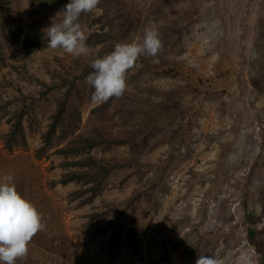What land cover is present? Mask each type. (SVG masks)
<instances>
[{
	"label": "rangeland",
	"instance_id": "374dc122",
	"mask_svg": "<svg viewBox=\"0 0 264 264\" xmlns=\"http://www.w3.org/2000/svg\"><path fill=\"white\" fill-rule=\"evenodd\" d=\"M7 1V18H0L7 98L17 87L37 96L40 83L83 73L91 60L117 43L142 40L149 28L162 48L144 56L171 70L161 76L135 65L124 94L101 105L92 103L85 79L76 80L40 157L41 122L32 123L26 147L7 151L0 139V179L13 175L45 225L16 264H195L210 253L230 264L241 251L264 264V0H100L79 19L88 47L80 56L22 47L25 35L59 22L69 1L45 14L38 0ZM173 88L179 91L169 97ZM60 89L45 112L39 108L46 122ZM173 100L176 107L163 108ZM82 137L97 143L83 147ZM71 146L81 148L55 151ZM81 155L128 167L110 170L91 195L80 181H63L79 170L64 163Z\"/></svg>",
	"mask_w": 264,
	"mask_h": 264
},
{
	"label": "clouds",
	"instance_id": "9594fccd",
	"mask_svg": "<svg viewBox=\"0 0 264 264\" xmlns=\"http://www.w3.org/2000/svg\"><path fill=\"white\" fill-rule=\"evenodd\" d=\"M99 3L100 0H69L62 19L46 28L47 47L73 56L87 53V36L79 19L83 13L96 10ZM161 48L158 31L149 28L142 40L117 43L110 53L93 59L90 64L93 71L85 77L86 84L94 89L92 103L101 105L110 98L121 97L127 88L128 70L141 55L155 57ZM13 181L11 174L0 179V264H16L18 259L25 258L32 238L45 227L42 214L18 192ZM195 264H224V261L210 253L199 255ZM230 264H257L256 254L241 251Z\"/></svg>",
	"mask_w": 264,
	"mask_h": 264
},
{
	"label": "trees",
	"instance_id": "16d2710c",
	"mask_svg": "<svg viewBox=\"0 0 264 264\" xmlns=\"http://www.w3.org/2000/svg\"><path fill=\"white\" fill-rule=\"evenodd\" d=\"M68 1L69 0H38L41 11H43L42 12L43 14L57 11L61 6H63ZM7 3H8L7 0H0V18H2L3 20L7 18L6 16L9 9ZM2 25L4 26V24ZM12 33L14 34V31H12ZM14 37L17 38L16 35ZM22 47L23 48L29 47L31 50L43 49L47 47V37L41 32L34 34H27L24 36ZM2 57L3 56L0 55V61H2L1 60ZM91 61L89 63L88 68L84 70V72L81 74L70 72L71 73L70 78L61 79L58 83H52V82L40 83L41 86L43 87L45 86V87L43 90L36 91V94H39L37 96H35L32 93L31 94L29 93V97H28L27 92L23 91L24 89L17 87L16 90L13 89V95L15 92L19 93V95L18 96L12 95L10 98H7L4 90L6 85L7 87H9L10 84L2 82L4 80L3 77H6V75L0 78V123L2 117L5 116L6 113L9 111V115H7L8 125L5 128H2V124H0V128L2 129L0 132V139L2 141L3 147L7 151L12 150L13 147L28 146L29 135L32 131V123L37 124L41 122L43 123V125L45 124V128L44 130H41L39 132L38 138L40 140V143L35 151L36 157H40L45 152V150L51 145L52 136L55 133V129L57 125L62 120L63 117L62 115L64 113V105L67 101L70 91L73 89V84L75 83L76 80L85 79V77L93 71V69L90 67ZM135 65H140L145 69H150V70L153 69V73L156 75L167 76L169 73H171V70H168V67L163 69H158L157 66L154 64V62H152L144 55H141L139 57ZM4 81L8 82L7 80ZM57 88H61L58 94L59 97L57 99L54 110L48 114V120L46 122V119L44 120L40 116L39 108H41V112H45L46 108H48V106L50 105L49 95H52L51 94L52 92L56 93ZM178 91H179L178 89L173 88L169 91L168 96L173 97ZM24 99L28 101L25 102ZM166 100L168 99L166 98ZM236 100L237 99L235 98V101ZM17 102L19 103V105L21 104L18 107L15 106V103ZM177 103L178 101H174V100L173 102H170V104L168 105L164 102L163 108L164 109L169 107L174 108L177 106ZM160 105H162L161 102L157 101L156 103H154V106H160ZM82 138L85 143L83 144V147H92L97 143V140L95 138H89V137H82ZM80 148H81L80 146H71L68 149L57 148L55 151L57 153L60 152L65 153L68 152L69 150L78 151ZM64 164L76 165L79 167V170L76 172H70L69 176H65L63 181L65 182L70 180L80 181L81 184L84 186L80 188V190H82V192L90 191L92 193L91 195H97V193H99L100 189L102 188L101 184L110 170L114 168L128 167L127 165H123L121 163L102 164L92 155H81L79 158L75 159L74 161L70 163L65 162ZM134 165H136V163ZM137 166L141 167L142 163L138 162ZM94 168H96L98 172H94L93 171ZM244 194L250 197V192L248 190H245ZM93 215L96 214L94 213ZM246 219L248 220V224L246 227V235L247 238L249 239L248 242L254 245L257 239L252 236L253 229L250 225L255 222V218L250 212H248Z\"/></svg>",
	"mask_w": 264,
	"mask_h": 264
},
{
	"label": "bare ground",
	"instance_id": "6f19581e",
	"mask_svg": "<svg viewBox=\"0 0 264 264\" xmlns=\"http://www.w3.org/2000/svg\"><path fill=\"white\" fill-rule=\"evenodd\" d=\"M14 67V66H13ZM18 69V68H17ZM3 72V71H2ZM8 74V73H7ZM2 76H5V75H2ZM4 79H5V77H3ZM7 80V79H6ZM4 81V80H3ZM11 83V82H10ZM13 83H14V81H13Z\"/></svg>",
	"mask_w": 264,
	"mask_h": 264
}]
</instances>
